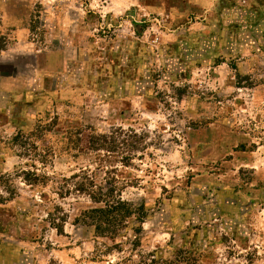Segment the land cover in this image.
I'll return each mask as SVG.
<instances>
[{"label":"rangeland","instance_id":"1","mask_svg":"<svg viewBox=\"0 0 264 264\" xmlns=\"http://www.w3.org/2000/svg\"><path fill=\"white\" fill-rule=\"evenodd\" d=\"M116 128L129 164L83 148ZM81 169L139 243L77 223ZM0 264H264V0H0Z\"/></svg>","mask_w":264,"mask_h":264},{"label":"trees","instance_id":"2","mask_svg":"<svg viewBox=\"0 0 264 264\" xmlns=\"http://www.w3.org/2000/svg\"><path fill=\"white\" fill-rule=\"evenodd\" d=\"M146 136V133H138L133 129L116 128L108 132L93 133L84 139L83 148L97 152H118L122 155L126 153L127 156L123 157V162L129 164L126 160L131 158L133 152L143 148V143L146 144ZM32 175L33 183H37L39 174ZM64 180L67 184L59 188L61 195L74 191L86 195L93 203L91 208L82 210L76 217L78 224L92 227L95 234L100 237L116 239L120 232H123L121 235L125 237L132 234L135 240L139 239L147 215L144 202L135 204L122 199L119 187L109 182L97 183L95 175L92 172L89 173L87 169H81ZM51 214L49 213L50 223L59 233H63L65 217H53ZM57 219L59 221H56ZM137 243H139L138 240L135 244Z\"/></svg>","mask_w":264,"mask_h":264}]
</instances>
